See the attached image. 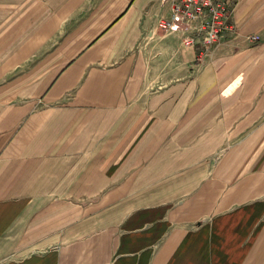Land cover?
<instances>
[{
  "label": "crops",
  "instance_id": "crops-1",
  "mask_svg": "<svg viewBox=\"0 0 264 264\" xmlns=\"http://www.w3.org/2000/svg\"><path fill=\"white\" fill-rule=\"evenodd\" d=\"M230 2L201 55L171 0H0V264H264V0Z\"/></svg>",
  "mask_w": 264,
  "mask_h": 264
},
{
  "label": "built area",
  "instance_id": "built-area-1",
  "mask_svg": "<svg viewBox=\"0 0 264 264\" xmlns=\"http://www.w3.org/2000/svg\"><path fill=\"white\" fill-rule=\"evenodd\" d=\"M171 8L172 17L161 19L162 26L172 29L176 23H182L184 41L197 45L201 55L235 29L230 0H171Z\"/></svg>",
  "mask_w": 264,
  "mask_h": 264
}]
</instances>
